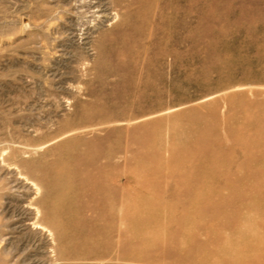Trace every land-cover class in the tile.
Returning a JSON list of instances; mask_svg holds the SVG:
<instances>
[{"label":"rangeland","instance_id":"rangeland-1","mask_svg":"<svg viewBox=\"0 0 264 264\" xmlns=\"http://www.w3.org/2000/svg\"><path fill=\"white\" fill-rule=\"evenodd\" d=\"M0 264H264V0H0Z\"/></svg>","mask_w":264,"mask_h":264},{"label":"bare ground","instance_id":"bare-ground-1","mask_svg":"<svg viewBox=\"0 0 264 264\" xmlns=\"http://www.w3.org/2000/svg\"><path fill=\"white\" fill-rule=\"evenodd\" d=\"M60 193H61V192H60ZM122 205H123V204H122ZM33 210H34V208H33ZM33 210H32V211H33ZM120 210H121V211L123 210V206L120 207ZM37 211H39V210H37ZM34 212H36V211H34ZM32 213H33V212H32ZM35 214H36V213H35ZM37 214H38V212H37ZM41 215H42V214H41ZM120 215H121V213H119V216H120ZM123 215H125V214H123ZM39 216H40V215H39ZM32 217H33V216H32ZM35 217H36V215H35ZM37 219H38V218H37ZM29 220H30V219H29ZM33 220H34V219H33ZM33 220H32V221H33ZM32 223H33V222H32ZM33 224H34V223H33ZM39 224H40V223H39ZM42 225H43V224H42ZM40 227H41V226H40ZM40 227H39V228H40ZM26 254H27V253H26ZM102 263H103V262H102Z\"/></svg>","mask_w":264,"mask_h":264}]
</instances>
